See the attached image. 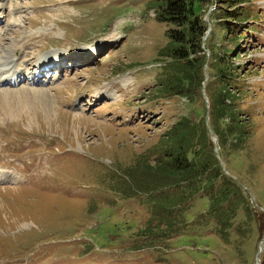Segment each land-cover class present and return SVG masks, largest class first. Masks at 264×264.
<instances>
[{"label":"rangeland","instance_id":"obj_1","mask_svg":"<svg viewBox=\"0 0 264 264\" xmlns=\"http://www.w3.org/2000/svg\"><path fill=\"white\" fill-rule=\"evenodd\" d=\"M149 1H11L10 9L19 10L3 24L35 12L33 26L8 33H41L26 49L32 56L77 54L94 44L100 55L57 73L50 87L23 84L0 92V168L22 178L18 184L0 182V264H264V0L241 6L257 28L248 32L251 45L242 41L231 63L236 71L246 68L232 88H241L233 109L244 124L242 143L238 133L228 132L225 145L213 130L212 98L221 83L207 68L214 89L201 88L222 172L241 186L245 204L226 205L236 211L224 229L209 211L208 197L196 196L184 213L186 225L170 224L169 236L161 234L166 221L151 218L147 196L137 194L132 168L172 123L185 114L194 118L198 107L177 96L149 101L160 44ZM216 5L211 11L220 9ZM223 14L208 26L218 41L225 30L215 21L223 24ZM1 39L8 47L14 38L7 39L1 26ZM22 42L12 41L7 52ZM78 98L85 100L83 111L73 107ZM229 127L231 121L220 129Z\"/></svg>","mask_w":264,"mask_h":264},{"label":"trees","instance_id":"obj_2","mask_svg":"<svg viewBox=\"0 0 264 264\" xmlns=\"http://www.w3.org/2000/svg\"><path fill=\"white\" fill-rule=\"evenodd\" d=\"M244 2L245 0L149 2L148 7L155 11L154 17L151 18L154 36L156 35L155 41L160 43L159 45L157 43V58L154 61L156 64L159 63L156 67L158 71L155 83L147 93L149 101L177 96L185 98L190 107H198L192 114L194 118L185 114L172 123L156 145H152L146 154L139 155L132 168L137 174L134 188L138 191L137 194L147 196L146 202L151 211V218L158 216L161 223L166 221L165 229L161 230L163 235H171L168 231L171 229L170 224H185L184 213L196 196L208 197L209 211L224 229L230 226V220L236 211L235 208L231 211L226 205L235 202L245 204L241 186L222 172L215 146L211 141L209 126L206 124L207 105L201 93L206 79L204 67L210 59L209 74L213 75L216 85L221 83V89L216 91L215 97L212 98L213 130L225 145L228 132L238 133V142L242 143L246 136L244 124L237 118L233 109L235 98L239 96L241 88L238 92L232 88L240 83L237 76L240 72L244 73L246 68L241 65L236 71L238 67L231 63H234L233 59L238 58L236 49L244 38L245 44L251 45L252 40L246 38L249 35L247 32L257 28L256 20L247 16L249 12L241 7ZM213 4L221 6L224 11H220L221 7L218 11L217 9L212 11L210 21L213 22L216 16L220 17V14L224 13L222 19L224 23L215 21V24L220 25L225 34L219 41V37L214 39L216 34L208 36L205 42L211 52V57L208 58L203 50L209 26L205 15ZM248 20H252V23ZM235 26L239 27L237 33L233 30ZM213 32L214 30L211 33ZM221 41L225 45H221ZM215 68L216 71L213 70ZM212 78L207 81L209 90L214 89L210 84V81L213 82ZM227 100H230V103ZM228 121H231L232 127L222 131L220 128L223 122ZM223 147L221 144L220 148ZM147 234L150 233L145 232V236Z\"/></svg>","mask_w":264,"mask_h":264},{"label":"bare ground","instance_id":"obj_3","mask_svg":"<svg viewBox=\"0 0 264 264\" xmlns=\"http://www.w3.org/2000/svg\"><path fill=\"white\" fill-rule=\"evenodd\" d=\"M20 42V41H18ZM15 45V42L13 43ZM28 44L26 43H23L22 46H18V47H14V48H11L10 49V52H13V54H11L9 56V61L8 63L11 64L10 66H8V64H4V66L2 68H0V85L1 86H4L6 83L5 81L7 80V83L9 81H12L11 78H9V75H16V74H23L25 73V70L26 68L23 67L22 65L18 64L17 61L18 59L20 58L21 54H22V50L23 48H27ZM94 46V45H93ZM89 46H86L84 48H87ZM83 49V48H82ZM93 50H95V48L93 47ZM92 51V50H90ZM50 55H52V52H49L47 53L46 55H43V56H48L49 59H50ZM53 56H54V53H53ZM65 58H67L66 56L64 55H59L58 57H56V60H64ZM53 61V60H52ZM56 69V68H54ZM35 76V75H34ZM15 78H17V76H15ZM16 80V79H14ZM8 176H11V175H7L6 172L0 170V179L4 180V181H9V182H12V183H17V180L14 179V178H10ZM1 182V181H0Z\"/></svg>","mask_w":264,"mask_h":264},{"label":"water","instance_id":"obj_4","mask_svg":"<svg viewBox=\"0 0 264 264\" xmlns=\"http://www.w3.org/2000/svg\"><path fill=\"white\" fill-rule=\"evenodd\" d=\"M217 152H218V150H217ZM218 158H220V155H219V153H218Z\"/></svg>","mask_w":264,"mask_h":264}]
</instances>
